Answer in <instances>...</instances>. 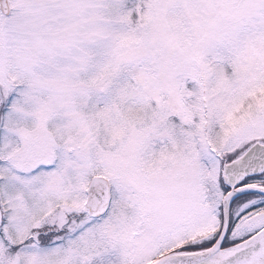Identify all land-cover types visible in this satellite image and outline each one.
<instances>
[{"label": "snow or ice", "instance_id": "snow-or-ice-1", "mask_svg": "<svg viewBox=\"0 0 264 264\" xmlns=\"http://www.w3.org/2000/svg\"><path fill=\"white\" fill-rule=\"evenodd\" d=\"M0 264H264V0H0Z\"/></svg>", "mask_w": 264, "mask_h": 264}]
</instances>
